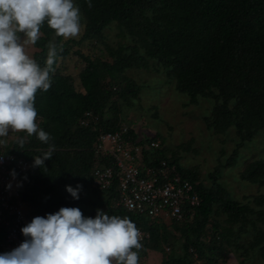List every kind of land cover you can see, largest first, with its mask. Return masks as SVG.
Masks as SVG:
<instances>
[{
    "label": "trees",
    "instance_id": "1",
    "mask_svg": "<svg viewBox=\"0 0 264 264\" xmlns=\"http://www.w3.org/2000/svg\"><path fill=\"white\" fill-rule=\"evenodd\" d=\"M73 2L83 26L79 37L64 40L45 25L31 45V57L41 66L49 43L57 46L51 86L35 99L36 123L52 139L44 144L20 132L0 145L3 153L30 164L21 175L22 199L35 216L61 207L79 208L85 217L97 210L127 216L147 235L139 264H147L152 252H160L161 264H220L227 252L242 257L240 264L251 262L250 253L264 259V194L239 204L217 181L220 167L241 163L240 180L264 187V0H90L91 7L88 0ZM113 30L118 40L110 44L107 31ZM85 48L92 53L86 55ZM71 58L82 62L76 75L79 90L64 71ZM137 70L163 73L165 84L172 83L188 105L208 103L202 121L207 131L234 137L224 164L203 178L197 167L181 163L184 158L167 148L160 133L140 132L135 121L121 115L140 90L127 76ZM125 128L122 138L132 155L144 143L159 142L157 148L142 150L139 167L166 168L193 186L190 195L198 200L184 206L183 219L164 221L127 210L115 183L107 189L93 184L94 171L114 158L96 152L98 138ZM18 137L25 138L22 147ZM184 144L179 147L189 151L191 140ZM49 145L55 146L52 157L34 166V158ZM77 185L82 186L78 200L65 190ZM243 236L247 240L241 241Z\"/></svg>",
    "mask_w": 264,
    "mask_h": 264
},
{
    "label": "clouds",
    "instance_id": "2",
    "mask_svg": "<svg viewBox=\"0 0 264 264\" xmlns=\"http://www.w3.org/2000/svg\"><path fill=\"white\" fill-rule=\"evenodd\" d=\"M45 25L64 40L77 38L80 10L73 0H0V145L10 132L36 136L44 144L52 139L36 123L35 99L51 86L57 46L49 43L43 66L25 50L37 43ZM16 142L22 147L25 138ZM54 148L49 145L42 157L34 158V166L50 159ZM81 188L65 190L78 200ZM20 232L25 239L0 253V264H139L141 233L127 216L97 210L94 217H85L79 208L61 207L33 217Z\"/></svg>",
    "mask_w": 264,
    "mask_h": 264
},
{
    "label": "rangeland",
    "instance_id": "3",
    "mask_svg": "<svg viewBox=\"0 0 264 264\" xmlns=\"http://www.w3.org/2000/svg\"><path fill=\"white\" fill-rule=\"evenodd\" d=\"M82 31L83 26L81 33ZM107 32L109 33L108 42L114 44L118 40L112 34L114 30L113 32ZM25 50L31 56L33 51L31 45H27ZM84 53L90 55L92 52L89 48H85ZM72 57L77 58V56ZM74 58H71L72 61L71 59L65 61L67 70L64 71L73 76L74 86L79 90L80 84L76 75L77 71L82 67V62H77L76 64V59ZM127 72V76L140 85V90L137 97L133 99V105L130 109L125 106L122 107L121 115L135 121L134 127L137 130L140 132H152L151 134H154V132L160 133L167 148L174 149L184 158L183 160L180 159L181 163L197 167L203 178L209 172H212L216 166L225 163L232 151L234 137L232 133L213 136L207 131L202 122L208 106L206 101L200 100L198 105H188L189 99L185 95L176 93L172 83L165 84L166 77L163 73L157 75L153 71L147 72L143 70H137L135 71L136 73L134 71ZM16 135V132H10L4 138L6 143L14 140ZM189 140H191V149L184 151L182 148L187 146L184 143ZM181 144H183L182 148L179 147ZM223 150L224 154L221 155ZM243 169L244 165H241V163L234 167H220V176L217 178L221 187L239 204H244L249 200L253 201V196L264 194V187H258L256 184L252 185L240 180L239 174ZM204 182L208 183L206 180ZM210 185L211 182L208 183V186ZM85 207L89 208V205L85 203ZM245 239L246 237L243 236L241 241ZM222 247L226 248L227 246L222 244ZM241 260L242 257L233 252H227L225 261L220 264H240ZM249 260L251 262L247 264H264L263 258L252 257L251 253ZM161 261L162 255L160 252L148 254L147 264H161ZM196 264H202V262L199 261Z\"/></svg>",
    "mask_w": 264,
    "mask_h": 264
},
{
    "label": "built area",
    "instance_id": "4",
    "mask_svg": "<svg viewBox=\"0 0 264 264\" xmlns=\"http://www.w3.org/2000/svg\"><path fill=\"white\" fill-rule=\"evenodd\" d=\"M122 132L107 133L98 138L96 152L102 157L114 156L106 167H100L93 173V184L100 189L117 185L120 204L127 210L152 219H183L182 209L187 204L197 203L195 193L190 195L193 186L172 175L168 169H153L150 166L139 167L142 150L157 148L158 141L131 147L122 138ZM14 163V166H13ZM30 167L27 161L17 159L13 154L0 150V253L9 252L18 247L25 237L20 229L31 221L35 214L27 202L22 199L21 175ZM141 233V240L147 237Z\"/></svg>",
    "mask_w": 264,
    "mask_h": 264
}]
</instances>
